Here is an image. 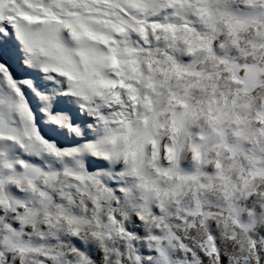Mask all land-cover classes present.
<instances>
[{
  "label": "snow or ice",
  "instance_id": "snow-or-ice-1",
  "mask_svg": "<svg viewBox=\"0 0 264 264\" xmlns=\"http://www.w3.org/2000/svg\"><path fill=\"white\" fill-rule=\"evenodd\" d=\"M0 264H264V0H0Z\"/></svg>",
  "mask_w": 264,
  "mask_h": 264
}]
</instances>
